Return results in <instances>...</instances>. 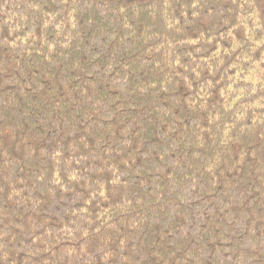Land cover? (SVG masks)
<instances>
[{"label": "trees", "instance_id": "obj_1", "mask_svg": "<svg viewBox=\"0 0 264 264\" xmlns=\"http://www.w3.org/2000/svg\"><path fill=\"white\" fill-rule=\"evenodd\" d=\"M0 264H264V0H0Z\"/></svg>", "mask_w": 264, "mask_h": 264}]
</instances>
